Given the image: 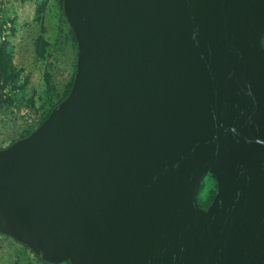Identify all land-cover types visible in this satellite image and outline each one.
Wrapping results in <instances>:
<instances>
[{
    "label": "water",
    "instance_id": "95a60500",
    "mask_svg": "<svg viewBox=\"0 0 264 264\" xmlns=\"http://www.w3.org/2000/svg\"><path fill=\"white\" fill-rule=\"evenodd\" d=\"M61 9L73 79L0 149V235L47 264H264V0Z\"/></svg>",
    "mask_w": 264,
    "mask_h": 264
},
{
    "label": "rangeland",
    "instance_id": "374dc122",
    "mask_svg": "<svg viewBox=\"0 0 264 264\" xmlns=\"http://www.w3.org/2000/svg\"><path fill=\"white\" fill-rule=\"evenodd\" d=\"M61 2L0 0V40L7 41L17 72L15 87L0 89V149L37 127L73 79L76 45ZM261 42L264 45V33ZM201 185L198 197L205 200L215 188L214 180L207 175ZM0 264L47 263L24 245L0 235Z\"/></svg>",
    "mask_w": 264,
    "mask_h": 264
},
{
    "label": "trees",
    "instance_id": "16d2710c",
    "mask_svg": "<svg viewBox=\"0 0 264 264\" xmlns=\"http://www.w3.org/2000/svg\"><path fill=\"white\" fill-rule=\"evenodd\" d=\"M7 46H8L7 41L4 40L3 38H1V40H0V89H4V87L9 86V89L12 90L15 87L14 83L16 81L17 72H16V70L14 69V67H13V65L11 63V58H10V54L8 53ZM70 85H71V82L66 87L65 92L62 95L61 99L58 101V103L62 99L65 98V96L67 95V93L69 91ZM52 107H54V106H52ZM50 109L47 111V113L44 115V117H42V119L39 121L38 124H40L44 120V118L49 113ZM29 133H30V131L25 133V134H23L22 136H20L19 139L25 137ZM199 191H200V188H199ZM199 191H198V193H199ZM213 193H214V188L209 192V195H208V197L205 200H200L199 197H198V194H197V204H198V206L203 208V206L208 205L210 200H211V198H212V196H213Z\"/></svg>",
    "mask_w": 264,
    "mask_h": 264
},
{
    "label": "flooded vegetation",
    "instance_id": "af4514ba",
    "mask_svg": "<svg viewBox=\"0 0 264 264\" xmlns=\"http://www.w3.org/2000/svg\"><path fill=\"white\" fill-rule=\"evenodd\" d=\"M207 206V205H206ZM206 206H203V208H205Z\"/></svg>",
    "mask_w": 264,
    "mask_h": 264
}]
</instances>
